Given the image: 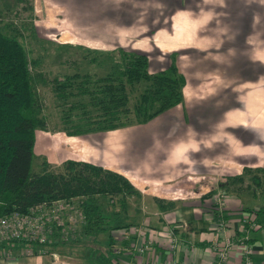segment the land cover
<instances>
[{"label":"crops","instance_id":"0c3cea01","mask_svg":"<svg viewBox=\"0 0 264 264\" xmlns=\"http://www.w3.org/2000/svg\"><path fill=\"white\" fill-rule=\"evenodd\" d=\"M37 3L43 15L50 8L75 29V45L65 41L56 47L78 52L70 76L86 74L91 55L121 49L145 55L150 73L173 63L184 79L182 101L145 124L75 137L85 159H65L122 176L141 201L126 223L143 230L144 238L123 239L121 229L76 249L13 251L0 255V264H212L211 248L222 234L214 229L215 191L200 179L211 180L225 196L221 221L227 233L237 230L241 216L258 211L249 246L252 264H264V111L249 104L256 99L249 80L260 76V71L254 76L255 65L264 63L261 49L249 55L227 45L245 38L264 48L258 40L264 39V0H33ZM52 137L49 155H55ZM188 180L197 182L189 183L194 190L185 185ZM189 190L193 197L187 199ZM128 205L134 206L130 199ZM169 234L177 241L173 251L167 248ZM142 238L150 245L138 255ZM228 264H240L239 257L232 254Z\"/></svg>","mask_w":264,"mask_h":264},{"label":"trees","instance_id":"16d2710c","mask_svg":"<svg viewBox=\"0 0 264 264\" xmlns=\"http://www.w3.org/2000/svg\"><path fill=\"white\" fill-rule=\"evenodd\" d=\"M25 1L14 0V6ZM10 6L9 1H0V217L80 196L75 209L81 221L75 231L70 228V217L65 218L67 212L58 213L60 225H51L47 242L13 240L0 245V255L76 249L100 234L129 229L124 223L128 200H138L140 195L122 176L72 160L54 169L42 158L34 169L35 133L46 131L36 88H49L61 132L66 137H82L142 125L177 106L182 101L183 77L173 63L150 73L145 55L121 49L89 60L99 69L105 61L104 74L58 77L32 71L23 34L14 24L18 14L10 13ZM257 213L247 212L255 221Z\"/></svg>","mask_w":264,"mask_h":264},{"label":"rangeland","instance_id":"374dc122","mask_svg":"<svg viewBox=\"0 0 264 264\" xmlns=\"http://www.w3.org/2000/svg\"><path fill=\"white\" fill-rule=\"evenodd\" d=\"M1 1V0H0ZM9 1L10 3V13L13 11L18 14V18L14 20V24L18 27V29L22 32L24 41H25V47L32 52V63L31 68L32 71L40 72L47 74L49 73L51 76H63V75H70L71 73H74L75 70V64L72 63L76 61L78 58V52L75 49H70L68 52H64L61 50H56L57 45H60L58 43H62L65 41H71L75 45V29L67 22H62L60 17L56 16L50 8H47V16L43 15V7L42 4L37 3V5L33 4V0H26L22 3H15L16 6H14V0H4ZM36 6V7H35ZM68 35L71 39L65 40L63 38V35ZM260 43L264 42V39H258ZM256 39H248L245 40V38H236L233 41V44L227 43L229 47H234L237 50L241 51L242 53H247L249 55H254L256 50L261 49V53L258 54L260 63H264V48L259 47L258 44H256ZM261 44L260 46H262ZM65 48V47H63ZM211 57H213L212 52ZM59 55V56H58ZM96 57L97 54L91 55V57ZM236 58L240 60V62L243 64H246V60L242 54H237ZM214 59V58H213ZM72 63V65H71ZM256 71L254 73V76L258 75V72L260 71V76L254 77V79L251 81L249 80V83H251L255 88H253L254 91V97L256 98L249 104H251L250 109L259 111H264V68L259 67L257 64ZM206 67V66H205ZM208 67V66H207ZM207 67L205 68V71L207 70ZM212 71L211 74L214 75L215 71L213 66H211ZM107 66L106 62L103 61L102 68H96L94 65H90V70L87 71L86 74H104L106 71ZM89 72V73H88ZM248 93H251L249 91H246ZM36 93L38 95V98L40 99L41 105H42V114L46 121V131H36L35 133V143L33 146V153L35 155V161H34V169L36 170V166L38 165L40 159L44 158L47 161V157L50 160V164L54 169H58V166L60 167V164L57 166L53 164V161H63L66 158L72 159V160H81L85 157V155L81 154L80 148L83 147V143L79 140H76L75 137H66L64 134L61 133L62 125L59 123V113L57 109L54 106V100L52 98V94L49 91V88L47 87H37ZM253 96L252 94H249ZM57 133V136H55ZM93 134V133H91ZM54 135V136H53ZM53 136L52 139H57L55 142H52V152L55 153V155H49L47 154V137ZM60 136V137H59ZM55 137V138H54ZM62 137V138H61ZM65 137V138H64ZM54 156L57 157L56 160H54ZM82 157V158H81ZM85 159V158H84ZM66 161V160H65ZM64 161V162H65ZM193 179V177H192ZM212 181L215 182L214 179ZM186 182V181H185ZM201 183L206 182V185H211L212 187H216L211 180H201ZM219 182V181H216ZM189 189H195L194 187L191 188V185L197 184L194 180H188L186 182ZM191 185H190V184ZM212 183V184H211ZM189 184V185H188ZM184 193L185 197L187 199L192 198L191 191ZM198 196V195H195ZM80 196L74 197L69 200V202H65L68 204L67 212L65 215L66 217H70V221L72 223L70 224V228L75 229V231H78L79 224H80V215L79 211H77L76 208V201L79 199ZM176 197H180L179 194L176 195ZM135 198L130 199V201L133 202L134 206H127V219L130 220V218H133L135 216L134 212L135 209L138 208L140 205L139 200ZM74 207V208H73ZM73 208V210H71ZM137 212V211H136ZM138 214V212H137ZM126 219V220H127ZM126 220H124V223H126ZM80 248V247H78Z\"/></svg>","mask_w":264,"mask_h":264},{"label":"built area","instance_id":"2783aa9c","mask_svg":"<svg viewBox=\"0 0 264 264\" xmlns=\"http://www.w3.org/2000/svg\"><path fill=\"white\" fill-rule=\"evenodd\" d=\"M212 189L215 191L214 206L217 211L214 229L217 231V235L222 234V239L216 240L211 248L213 253L212 264H228L232 254L239 257L240 264H252L253 250L249 246V234L257 228L253 214L241 216L237 230L227 233L225 230L229 229V226L226 222L221 221L225 196L216 187ZM67 206V203L57 201L47 207L37 206L23 214L13 213L7 217H0V245H5L13 240L44 244L50 236L51 225L54 222L60 225L58 213L65 212ZM130 234L144 238V231L138 227H130L122 231L124 239ZM143 238L137 248L139 254L150 245V242ZM176 243L175 238L169 234L168 250L173 251L177 246ZM25 253L29 254L30 252L25 251Z\"/></svg>","mask_w":264,"mask_h":264}]
</instances>
